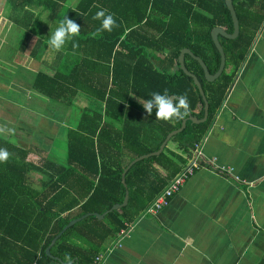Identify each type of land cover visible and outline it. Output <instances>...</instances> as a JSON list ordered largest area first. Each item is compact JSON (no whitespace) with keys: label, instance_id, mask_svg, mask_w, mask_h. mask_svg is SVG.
Wrapping results in <instances>:
<instances>
[{"label":"trees","instance_id":"trees-1","mask_svg":"<svg viewBox=\"0 0 264 264\" xmlns=\"http://www.w3.org/2000/svg\"><path fill=\"white\" fill-rule=\"evenodd\" d=\"M4 1L10 19L26 28L37 15L32 10L47 14L57 27L66 16L79 24L81 32L73 38L79 46L73 49L69 41L54 72L38 73L34 87L50 99L69 103L82 92L95 105L68 131L66 164L45 163L52 179L42 191L30 183L29 174L36 168L28 161L32 149L0 135V148L11 154L8 162L0 163V264H64L68 255L78 264H92L106 250V241L118 240L127 225L147 216L186 165L184 156L205 141L264 26V0H233L240 34L235 41L219 37L226 66L217 80L207 81L200 62L185 56L187 68L205 91L207 121H188L161 155L137 163L127 174L128 208L102 221L90 216L70 228L51 248L56 257L46 251L53 239L83 216L102 215L124 204L127 167L158 151L167 135L181 127L183 120H156L155 109L147 115L142 103L153 92L187 93L191 115L204 118L205 102L193 78L180 68L179 56L190 49L210 73L217 72L221 54L211 31L221 28L232 35L233 20L225 0H80L74 8L70 0ZM101 9L114 15L118 27L94 35L101 21L93 16ZM27 46L26 41L22 49Z\"/></svg>","mask_w":264,"mask_h":264},{"label":"crops","instance_id":"crops-1","mask_svg":"<svg viewBox=\"0 0 264 264\" xmlns=\"http://www.w3.org/2000/svg\"><path fill=\"white\" fill-rule=\"evenodd\" d=\"M79 1L70 0V7H76ZM32 12L37 15L26 28L10 19L11 11L6 7L2 25L6 28V49L16 47L12 52L18 59H25L24 78L30 79L29 87L38 91L34 87L35 77L43 71L54 72L56 68L51 65L60 64V54L67 53V44L59 52L51 49L48 40L57 26L48 21L47 14ZM12 28L22 38L14 39ZM26 41L28 46L23 50ZM40 61L42 68L37 64ZM6 64L8 69V60ZM79 95L85 99V106L72 115L71 103L56 101L61 103L56 107L63 111L65 120L73 121L38 124L44 130L39 134L45 138L42 143L33 121H19L23 111L32 114L28 102L7 103L4 98L0 104V127L13 130L0 135L32 149L28 161L36 168L29 175L36 191H42L52 179V170L45 165L54 161L47 158L53 146L52 137L65 136L68 141L69 129H76L83 112L95 105L84 93ZM13 104L17 105L16 114ZM52 125H57L54 132L48 130ZM171 149L177 151L176 147ZM202 150L209 166L191 176L157 216H143L127 225V234L121 240L106 241V250L98 253L103 254L98 264H264V26L235 77ZM56 160L65 165L67 151L66 156ZM210 161L218 170L222 167L230 172L215 171Z\"/></svg>","mask_w":264,"mask_h":264},{"label":"rangeland","instance_id":"rangeland-1","mask_svg":"<svg viewBox=\"0 0 264 264\" xmlns=\"http://www.w3.org/2000/svg\"><path fill=\"white\" fill-rule=\"evenodd\" d=\"M76 0H72V3ZM5 1L0 0V104L3 103V99L5 98V101L8 103V101L14 100V102H28L26 104L32 106V114L25 113L23 111L20 113L19 121H33L36 127V133H38V136L41 132H44L42 126H39L38 124H42L44 122L48 121H63L65 120V116L63 114V111L60 110L58 105H61V103L56 102V100L49 99L48 96L44 95L41 91H36L34 88L31 89L29 87L32 86V82H30V79H25L26 73L23 72V64L24 60L22 58H17L15 54L12 52L16 49V47L10 46L7 47L9 50L6 49L4 45V34L6 32V28L2 25V23L5 22V19L3 18L5 15ZM12 32L15 34L14 39H20L22 36L19 34L17 35V31L15 28H12ZM45 59V57H44ZM6 60L9 61L8 69ZM38 65L42 63L37 62ZM36 64V65H37ZM49 65V64H48ZM50 66V65H49ZM51 67L56 68L55 65H51ZM41 70V69H40ZM23 72V74H22ZM45 72V71H43ZM80 95L74 96L70 99L71 103V115L73 113L81 111L85 106V99H80ZM87 97V96H86ZM30 102V103H29ZM69 103V104H70ZM63 105H66L62 103ZM14 107L13 112L16 114L17 111V105L13 104ZM67 106V105H66ZM10 107V106H9ZM12 110V109H11ZM12 112V111H11ZM1 114V110H0ZM65 121H73V119L69 118ZM51 122H49V125ZM53 126V125H52ZM57 129V125L53 126V128H49V131L54 132ZM61 130H63L62 127H60ZM61 137V136H60ZM45 141V138L43 136L38 137V141L42 143V141ZM35 141V140H34ZM53 146L52 149L49 151L50 153L47 154V158L51 159L53 158L54 161H52L55 165H60L57 163L56 158L59 156H66V151L68 148V141H66V137L64 138H57L56 136L52 137ZM35 143H37L35 141ZM170 147H175L174 144H170ZM175 151V150H174ZM178 151V150H177ZM46 160H43L45 163ZM56 161V162H55ZM103 254H101L102 256Z\"/></svg>","mask_w":264,"mask_h":264},{"label":"clouds","instance_id":"clouds-1","mask_svg":"<svg viewBox=\"0 0 264 264\" xmlns=\"http://www.w3.org/2000/svg\"><path fill=\"white\" fill-rule=\"evenodd\" d=\"M106 9H101L94 16V20H100L101 26L96 30L94 35H98L103 31L111 32L113 28L118 27L113 14H107ZM81 32L79 24L73 19L67 16L59 23V26L51 34L48 45L51 49L59 52L69 41H73L72 47L76 49L79 45L73 38L77 37ZM148 116H151L155 109L156 120H162L165 122H177L184 120L190 113V104L188 103L187 93L172 97L169 96L167 90L163 94L153 92L151 99H148L142 103ZM12 132V129H5L0 127V133ZM11 154L7 149L0 148V163L8 162ZM67 264H72V258L70 255L65 257Z\"/></svg>","mask_w":264,"mask_h":264},{"label":"water","instance_id":"water-1","mask_svg":"<svg viewBox=\"0 0 264 264\" xmlns=\"http://www.w3.org/2000/svg\"><path fill=\"white\" fill-rule=\"evenodd\" d=\"M226 2V5H227V8L228 10L230 11L231 13V17H232V20H233V25H234V33L232 35L226 33L224 30H222L221 28H215L214 30L211 31V38H212V41H214V44L218 50V52L221 54V63H220V67L219 69L217 70V72L215 73H210L207 69V66L205 64V62L203 61L202 57L198 56V55H195L190 49H184L182 50L180 56H179V62H180V68L189 76H191L195 82V84L197 85V87L199 88V91H200V95L202 96L204 102H205V114H204V118L203 119H198L197 117H194L193 115H191V112L189 113V116L187 119H184L182 121V125L179 129L169 133L166 137V139L164 140V142L162 143V145L160 146L159 150L158 151H155V152H152V153H149V154H146V155H143L139 158H137L136 160H134L128 167L127 169L125 170V173L123 175V182L127 188V196H126V199H125V202L124 204L122 205H115L112 207L111 210H109L108 212H105L104 214L102 215H97V214H94V215H86V216H83L81 217L80 219L78 220H75L73 222H71L64 230L63 232L57 237V238H54L51 245L48 247V249L46 250L47 253L54 257L52 254H51V248L55 245V243L58 241V239H60L70 228L74 227L75 225H77L78 223H80L81 221H83L84 219L90 217V216H93L94 218H96L98 221H102L107 215H110L112 214L113 212H121L122 210L128 208L129 204H130V191H129V186L127 184V174L128 172L139 162L145 160V159H148L150 157H153V156H159L161 155L164 150L166 149V147L168 146V144L171 142V140L177 136L178 134H180L182 131H184L187 127V122L188 121H192L193 123L195 124H201V123H204L207 121V117H208V102L205 98V91L203 89V86H202V83L200 82L199 78L197 77L196 74H194L192 71H190L187 66H186V63H185V56L186 55H190L192 56L193 58H195L196 60H198L200 62V64L202 65L203 67V73H204V77L207 81H215L217 80L221 74L223 73L224 69H225V66H226V54H225V51L223 50L220 42H219V37H223L227 40H230V41H235L238 39L239 37V34H240V24H239V21H238V18H237V15H236V11L234 9V6H233V0H225ZM178 67H176L174 70H176ZM172 97H176V96H172ZM60 259V258H58ZM75 261V260H74ZM72 261V263L74 262ZM78 262H76L77 264ZM64 264H67V262H64Z\"/></svg>","mask_w":264,"mask_h":264},{"label":"built area","instance_id":"built-area-1","mask_svg":"<svg viewBox=\"0 0 264 264\" xmlns=\"http://www.w3.org/2000/svg\"><path fill=\"white\" fill-rule=\"evenodd\" d=\"M203 143L195 144L194 148L190 151L189 155L186 157L187 163L182 169V171L174 178L170 185L165 189L162 195L156 200V202L149 208L147 216H157L165 207H167L174 196L180 193L181 188L186 184L191 176H193L197 171L207 168L209 164L204 161L202 146ZM211 165L215 166V171L217 166L214 161H210ZM218 170V169H217ZM219 173L227 174L230 172L229 169L220 167ZM130 228V227H129ZM127 234V230H123L119 236L118 240H121L124 235ZM101 254L97 255L93 260L92 264H98L101 259Z\"/></svg>","mask_w":264,"mask_h":264}]
</instances>
